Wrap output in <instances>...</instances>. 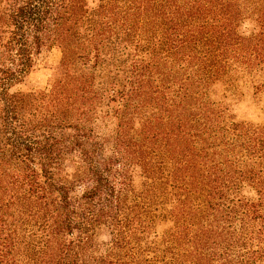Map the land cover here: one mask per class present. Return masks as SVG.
I'll return each mask as SVG.
<instances>
[{
  "label": "trees",
  "instance_id": "16d2710c",
  "mask_svg": "<svg viewBox=\"0 0 264 264\" xmlns=\"http://www.w3.org/2000/svg\"><path fill=\"white\" fill-rule=\"evenodd\" d=\"M51 49L101 77L15 90ZM263 54L264 0H0V264H264V128L209 99Z\"/></svg>",
  "mask_w": 264,
  "mask_h": 264
},
{
  "label": "rangeland",
  "instance_id": "374dc122",
  "mask_svg": "<svg viewBox=\"0 0 264 264\" xmlns=\"http://www.w3.org/2000/svg\"><path fill=\"white\" fill-rule=\"evenodd\" d=\"M60 53L57 49H51L43 54L41 61L30 70L16 85L15 90L21 92H34L48 87L51 79H64L67 75H74L79 79H85L89 83H95L101 77L99 68L95 65L91 54L84 53L81 59L70 62L66 66H59ZM230 79L216 81L210 87L209 99L222 104L227 109L225 116L233 122H241L247 127L264 128V54L263 62L254 69L234 73ZM119 81L116 82V88ZM229 121V120H228ZM241 153H237V157ZM237 167L242 169L248 166L246 158L239 159ZM241 195L254 201L253 191L246 185ZM75 194L78 190H75ZM160 214L151 212L149 217L155 222L154 233L161 235L172 230L171 220L160 219ZM101 240H106L101 236Z\"/></svg>",
  "mask_w": 264,
  "mask_h": 264
}]
</instances>
